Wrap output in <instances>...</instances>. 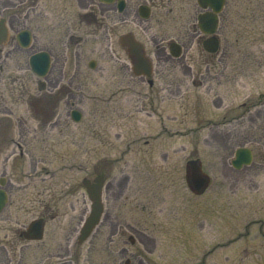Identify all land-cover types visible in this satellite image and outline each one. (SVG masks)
Segmentation results:
<instances>
[{
	"label": "rangeland",
	"instance_id": "rangeland-1",
	"mask_svg": "<svg viewBox=\"0 0 264 264\" xmlns=\"http://www.w3.org/2000/svg\"><path fill=\"white\" fill-rule=\"evenodd\" d=\"M141 3L127 0L115 32L109 12L99 33L85 27L64 51L58 47L43 91L28 65L31 49L1 54L0 110L21 117L17 125L54 123L28 139L39 192L22 189L16 214L21 231L43 217L44 238L19 239L18 231L0 222V242L16 240L14 252L0 254V264H264V0H227L219 51L206 53L199 39L179 58L145 44L152 35L175 39L177 31L150 22L145 37ZM192 6L194 16L200 9L196 0ZM125 34L147 46L150 78L133 75L119 43ZM92 59L95 69L88 67ZM72 109L81 112L80 121L70 118ZM242 146L252 149L254 161L237 171L229 162ZM195 158L210 178L200 195L185 181L186 164ZM47 170L54 175L43 181ZM144 173L153 178L149 183L145 177L146 191L137 189L144 187ZM99 174L109 209L91 236L78 242L90 212L83 180ZM122 174L130 175V189L112 202L109 184L116 186ZM66 185L74 192L62 193ZM132 197L141 204L136 207ZM144 202L151 209H141Z\"/></svg>",
	"mask_w": 264,
	"mask_h": 264
},
{
	"label": "flooded vegetation",
	"instance_id": "flooded-vegetation-1",
	"mask_svg": "<svg viewBox=\"0 0 264 264\" xmlns=\"http://www.w3.org/2000/svg\"><path fill=\"white\" fill-rule=\"evenodd\" d=\"M121 1L123 10L119 13V0H113L112 3H104L99 0H0V58L2 53L9 54L19 50L31 49L32 53L48 52L52 63V53L58 50V47H61V50L64 51L70 46V39L77 37L85 27L88 28L90 34L99 33L109 12L113 13L110 15V21L111 29L115 32L117 13L122 14L128 9L127 0ZM141 5H145V37H148L151 31L150 22L158 24L160 28L172 24L177 31L175 39L167 40L165 35L162 34L160 38L152 35L150 40L145 41V44L152 43L150 51L153 53H169L173 44H177L179 46L178 50L182 51L183 48L191 46L197 40L200 39L203 43L209 37L201 34L198 27V14L207 10L200 8L199 13L195 12L193 16V12L196 10L192 6V0H145V3H141L138 8ZM22 31L29 32L30 35L27 48L22 47L21 40L18 38V34ZM119 43L121 45L120 41ZM146 52L147 46H145ZM2 70L3 67L0 66V71ZM21 122L23 123L21 117L15 116L10 109L0 110V195L4 201L0 210V222L10 224L14 232L18 231L19 239L22 238L20 220L16 216L21 210L18 206L19 193L22 189L27 190L28 188L32 194L39 192L37 186V159L33 152L28 149L31 140L37 139L39 133H47L53 128L51 124L54 121L53 118L49 119L47 125L40 127L26 124L17 125ZM142 145L144 155L142 162L145 165V136ZM249 167L246 166L242 169L247 170ZM53 175L52 172L47 170L42 180H51ZM100 175L103 174L97 176ZM146 175L143 174L144 187L141 185L137 189L142 188L144 190L145 188L146 191L148 184L145 183V177L146 182L151 183L153 181L150 175ZM129 179L130 175L122 174L121 179L116 182V186L112 185V181L110 182L111 194L114 197L112 202H115L125 191L130 189ZM159 185L158 183L157 187ZM231 186L234 187V183ZM135 190L136 188L131 187V191ZM51 192L52 190L49 189V194ZM72 192H74L73 186L66 185L62 189V193L67 195ZM125 197L128 199V195ZM134 200V197H132L133 202ZM140 204L139 201L135 200L136 207ZM104 209H109V207L104 206ZM110 209H116V206L111 205ZM141 209L151 208L144 202ZM158 209H160L163 216L166 215V209L161 207ZM105 217L107 218L109 215L106 214ZM228 217L229 213L227 212ZM122 227L123 225L120 228ZM115 229H117L116 226ZM130 240L134 242L133 238H130ZM15 248V238L4 237L0 242V254L7 255L10 251L14 252Z\"/></svg>",
	"mask_w": 264,
	"mask_h": 264
},
{
	"label": "water",
	"instance_id": "water-1",
	"mask_svg": "<svg viewBox=\"0 0 264 264\" xmlns=\"http://www.w3.org/2000/svg\"><path fill=\"white\" fill-rule=\"evenodd\" d=\"M105 3H111L113 0H100ZM225 0H198V4L202 8H209L210 11L199 15V28L202 33L211 35L203 43V48L209 53H216L219 47V40L215 35L218 25V14L221 12ZM119 11L123 10V4L119 1ZM139 14L145 18V6L139 8ZM214 34V35H213ZM21 44L26 47L29 43V34L21 32ZM121 43L125 44L128 48V56L131 59L132 71L135 76H150L152 73V63L145 55L143 46L132 36L126 35L121 38ZM178 46L173 45L171 47V55L178 57L180 55ZM175 49V50H174ZM29 65L31 70L40 77L47 74L50 58L45 52H39L32 55L29 58ZM91 68H94V62L89 64ZM151 84L152 81H149ZM43 83H39V89H42ZM72 118L75 121H79L80 114L77 111L71 113ZM252 154L247 148H238L235 151L234 159L232 160V166L239 169L243 165L251 163ZM186 180L191 190L197 194H201L208 186L209 180L206 174L202 171L201 164L198 160H190L186 168ZM84 186L87 191L89 200L91 201V210L89 216L85 219L83 226L79 231L78 241H85L94 231L99 224L101 215L103 213V204L101 200L103 177H97L93 182L86 180ZM3 197L0 195V210L3 206ZM44 220L42 218L35 219L29 223L27 228L22 231L21 236L26 240L38 241L43 238L44 233Z\"/></svg>",
	"mask_w": 264,
	"mask_h": 264
}]
</instances>
